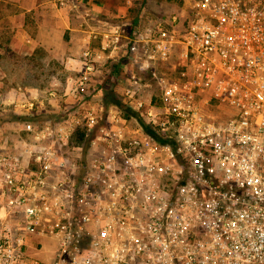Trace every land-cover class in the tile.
<instances>
[{
    "label": "built area",
    "instance_id": "1",
    "mask_svg": "<svg viewBox=\"0 0 264 264\" xmlns=\"http://www.w3.org/2000/svg\"><path fill=\"white\" fill-rule=\"evenodd\" d=\"M179 1L105 35L118 102L89 44L62 111L6 100L30 118L0 129V264H264V0Z\"/></svg>",
    "mask_w": 264,
    "mask_h": 264
},
{
    "label": "crops",
    "instance_id": "2",
    "mask_svg": "<svg viewBox=\"0 0 264 264\" xmlns=\"http://www.w3.org/2000/svg\"><path fill=\"white\" fill-rule=\"evenodd\" d=\"M149 1L0 0V43L5 48L11 47V40L15 38L20 42L24 54L41 53L44 55L45 68L52 66L61 72H52L50 76L42 77L43 80L47 79L49 89L44 91L32 88L33 92L37 91L45 99L44 104H37L35 110L55 115L65 108L71 99L63 98L64 89L68 80L79 70L81 53L88 44L101 54L102 64H105V83L94 102L107 105L108 88L119 97L121 88L117 78L122 75L126 62L124 48L116 52H104V37L114 29H120L121 42L125 46L136 25L146 26L143 16L150 9L147 6ZM50 91H55L57 96L48 97ZM151 92H156V88L146 91L148 94ZM19 111L22 116L17 120L30 118L27 109Z\"/></svg>",
    "mask_w": 264,
    "mask_h": 264
},
{
    "label": "rangeland",
    "instance_id": "3",
    "mask_svg": "<svg viewBox=\"0 0 264 264\" xmlns=\"http://www.w3.org/2000/svg\"><path fill=\"white\" fill-rule=\"evenodd\" d=\"M147 6L150 9L143 17L146 25H149L177 13L181 4L179 0H150ZM11 44V47L5 48L3 43H0V129L3 134L13 136L17 119L22 116L19 110L25 111L26 108L21 105L9 104L6 100L17 95L16 102L19 101L18 104L23 103L20 92L17 90L19 87L27 93L33 92L32 88L44 91L49 89L47 79L43 80L42 77L44 75L48 77L52 72H59L60 70L54 69L52 66L45 68L44 55L42 56L41 53L24 54L20 42L15 38L11 40ZM107 92L109 93L107 99L109 102L119 101L118 96L114 94L111 88H108ZM54 248V242L45 240L43 248L34 252L33 255L39 259L49 260Z\"/></svg>",
    "mask_w": 264,
    "mask_h": 264
},
{
    "label": "trees",
    "instance_id": "4",
    "mask_svg": "<svg viewBox=\"0 0 264 264\" xmlns=\"http://www.w3.org/2000/svg\"><path fill=\"white\" fill-rule=\"evenodd\" d=\"M112 76V74H110ZM115 78V76H113V79Z\"/></svg>",
    "mask_w": 264,
    "mask_h": 264
}]
</instances>
